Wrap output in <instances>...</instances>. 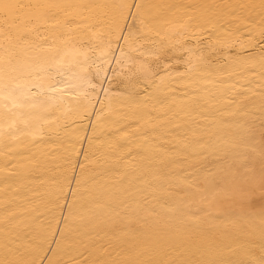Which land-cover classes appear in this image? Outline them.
Listing matches in <instances>:
<instances>
[{
	"label": "bare ground",
	"instance_id": "1",
	"mask_svg": "<svg viewBox=\"0 0 264 264\" xmlns=\"http://www.w3.org/2000/svg\"><path fill=\"white\" fill-rule=\"evenodd\" d=\"M0 264H264V0H0Z\"/></svg>",
	"mask_w": 264,
	"mask_h": 264
}]
</instances>
